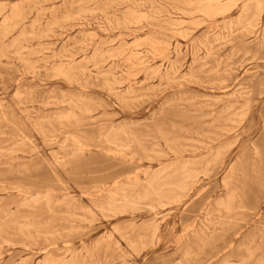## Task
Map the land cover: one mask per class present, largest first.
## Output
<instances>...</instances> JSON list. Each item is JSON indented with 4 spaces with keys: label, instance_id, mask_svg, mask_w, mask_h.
<instances>
[{
    "label": "rangeland",
    "instance_id": "rangeland-1",
    "mask_svg": "<svg viewBox=\"0 0 264 264\" xmlns=\"http://www.w3.org/2000/svg\"><path fill=\"white\" fill-rule=\"evenodd\" d=\"M242 15L0 0V264H264V17Z\"/></svg>",
    "mask_w": 264,
    "mask_h": 264
},
{
    "label": "bare ground",
    "instance_id": "bare-ground-1",
    "mask_svg": "<svg viewBox=\"0 0 264 264\" xmlns=\"http://www.w3.org/2000/svg\"><path fill=\"white\" fill-rule=\"evenodd\" d=\"M228 2V3H224V2ZM241 1L243 3V15L240 19V24L243 25L244 28H246L245 30H248V28L251 27H257L260 24V21L262 19V17H264V0H208V1H202V0H187V4L191 7H195L197 8L200 12L205 13V15H207V17H215L217 15H221L224 14L226 11L229 10L230 7L235 6V4ZM14 8V7H13ZM13 9H11L12 11ZM53 11V10H52ZM19 14L16 12L15 8H14V12L12 13L11 17L6 19L4 22V26L5 28L8 30V24H10L11 22H16L17 18H18ZM65 17V16H64ZM5 19V18H4ZM8 20V21H7ZM64 20V19H63ZM34 22V21H33ZM250 22V23H249ZM37 25V24H36ZM201 26V25H200ZM82 28V27H81ZM9 31V30H8ZM8 31L7 32L8 34ZM6 34V35H7ZM180 35V34H179ZM181 39V38H180ZM139 49V48H137ZM163 52V51H162ZM97 53V52H95ZM107 54V53H106ZM120 55V54H119ZM163 55V54H162ZM93 56V55H92ZM141 56V55H140ZM139 56V57H140ZM95 57V56H94ZM114 59V58H113ZM127 61V60H126ZM129 62V60H128ZM31 68V66H30ZM70 68V67H69ZM68 68V69H69ZM71 69V68H70ZM246 72V71H245ZM70 83V82H68ZM225 84V83H224ZM237 93V92H236ZM236 95V94H235ZM17 96H15L16 98ZM252 98L251 94L248 92L244 93V101H245V108L246 111L248 109H250V107H252ZM235 106V105H234ZM198 116H195V118ZM200 117V116H199ZM234 117V116H233ZM232 117V118H233ZM65 118V117H64ZM190 118H192V116H190ZM234 120V119H233ZM244 145V144H241ZM207 148V147H206ZM243 148V146H242ZM241 150V149H240ZM226 151V150H225ZM119 152L123 153L125 155L124 150L119 149ZM218 153V152H217ZM219 155V154H217ZM121 156V155H120ZM215 157V156H214ZM213 157V158H214ZM209 166V165H208ZM183 167V166H182ZM187 167V165H186ZM187 170V169H186ZM210 172V171H209ZM186 173V172H185ZM197 176H198V172L195 171L193 172V170H190L187 173V177H186V183H184L181 186V190H186L187 188H189L191 185L195 184L197 182ZM145 177V176H144ZM204 177V176H203ZM199 179V178H198ZM229 181V179H228ZM156 182V181H155ZM154 179L149 181V187L148 188H152L155 185ZM228 183V182H227ZM226 183V184H227ZM135 186L136 184H138L137 180H133V183ZM133 185V186H134ZM113 194V193H112ZM223 201V200H222ZM132 205V204H131ZM228 205V204H227ZM23 206V205H22ZM154 210V209H152ZM156 217V216H155ZM24 229V228H23ZM116 231V230H115ZM28 232V231H27ZM68 246V245H67ZM159 246V244H158ZM72 258V257H71ZM43 264H50L49 261H45Z\"/></svg>",
    "mask_w": 264,
    "mask_h": 264
}]
</instances>
